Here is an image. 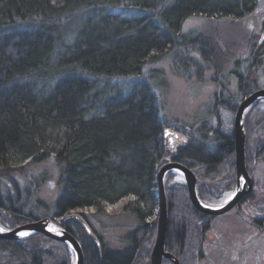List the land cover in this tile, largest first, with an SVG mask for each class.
<instances>
[{
  "label": "trees",
  "instance_id": "obj_1",
  "mask_svg": "<svg viewBox=\"0 0 264 264\" xmlns=\"http://www.w3.org/2000/svg\"><path fill=\"white\" fill-rule=\"evenodd\" d=\"M257 5L258 0H0V169L9 173L54 161L58 193L50 217L77 240L83 264H150L156 176L166 162L180 163L194 174L197 196L206 206L218 205L224 193L235 190L232 124L222 128L218 109L234 116L241 100L258 90L250 76L255 69L264 73V42L250 46L245 67L234 62L235 70L243 68L234 72L235 92L220 78L213 80L220 87L210 109L217 126L201 122L199 137L183 133L185 141L173 149L163 138L168 129L163 103L143 71L175 56L171 69L185 77L196 65L192 54L218 65L221 51L213 41L183 33V24L194 17L240 20ZM153 72L163 76L162 70ZM243 123L245 167L252 178V165L264 166V98L247 108ZM175 177L172 171L164 177V251L179 264H198L212 217L192 207L185 184ZM252 198L250 193L241 203ZM118 204L120 213L137 221L119 249L106 245L86 214L76 213L89 226V235L75 219L59 222L72 212L105 214ZM23 207H13L0 188V227L11 230L39 220ZM258 222L264 225V219ZM73 260L67 244L38 233L0 240V264ZM161 264L172 262L162 259Z\"/></svg>",
  "mask_w": 264,
  "mask_h": 264
},
{
  "label": "rangeland",
  "instance_id": "obj_2",
  "mask_svg": "<svg viewBox=\"0 0 264 264\" xmlns=\"http://www.w3.org/2000/svg\"><path fill=\"white\" fill-rule=\"evenodd\" d=\"M182 32L213 41L221 51L218 65L207 64L192 54L196 65L192 66L187 76L181 77L171 69L170 61L175 57L172 56L171 60L165 57L149 65L143 73L145 78L154 82L148 81L163 103L161 116L166 127L174 131L180 129V135L187 134L196 139L199 137L196 130L201 122H205L209 128L217 126L216 121L210 118V109L213 93L220 92V87L213 80L220 78L230 92H235L237 78L234 72H241L242 67H245L243 61L248 57L250 46L264 42V0H258L255 11L243 19L207 20L194 17L186 20ZM180 58L186 59L184 56ZM236 61H240L242 66L238 70L233 67ZM155 69L162 70L163 76L155 74ZM262 69H255L250 76L258 85L257 89H264ZM216 71L220 75L216 76ZM237 101H240L239 98ZM218 114L223 123L222 128L228 130L233 115L222 108L218 109ZM246 166L251 165L248 163ZM22 167L21 170L14 168L9 173L0 169V188L11 198L13 207L24 205V213L39 219L50 217L58 193V169L54 161L47 159L39 164ZM252 171L253 198L245 201L238 210L232 209L210 219L209 230L201 247L202 259L198 264H264V225L258 222L264 219V166L261 163L252 165ZM175 180L184 183L179 173H176ZM234 191L224 193L216 206L228 201ZM120 208L121 204L108 207L105 214L99 215L94 214L93 210H80L71 214H86L90 227L102 237L106 245L119 249L124 245L127 234L137 226L135 218L120 213Z\"/></svg>",
  "mask_w": 264,
  "mask_h": 264
},
{
  "label": "water",
  "instance_id": "obj_3",
  "mask_svg": "<svg viewBox=\"0 0 264 264\" xmlns=\"http://www.w3.org/2000/svg\"><path fill=\"white\" fill-rule=\"evenodd\" d=\"M264 98V89L253 91L243 98L237 105L232 121V134L234 144V165L236 171V189L233 195L224 204L218 207H210L202 204L196 192V178L194 174L184 165L169 161L163 164L157 171V229L154 244L150 254V264H161L162 259L170 260L173 264H178L175 258L164 251V240L167 230V211L166 198L164 193V177L167 172L173 171L179 173L183 180L191 202L192 207L209 217L223 215L234 207L252 191V181L245 167V133H244V113L249 106L256 100ZM163 138L169 149H173L177 144L182 143L185 139L174 130L164 129ZM69 219L77 220L86 233L91 234L87 224L79 217L78 214H69L59 219L63 223ZM56 218L45 217L36 221L19 225L11 230L0 232V240L18 241L27 236H21L20 233H38L49 239L59 241L68 245L74 256V264H83V255L79 243L68 232L59 229L54 221ZM48 224H53L59 231L60 235L53 234L47 230Z\"/></svg>",
  "mask_w": 264,
  "mask_h": 264
},
{
  "label": "bare ground",
  "instance_id": "obj_4",
  "mask_svg": "<svg viewBox=\"0 0 264 264\" xmlns=\"http://www.w3.org/2000/svg\"><path fill=\"white\" fill-rule=\"evenodd\" d=\"M50 227H54L57 231H50ZM47 230L53 234L60 235V231L53 224H48Z\"/></svg>",
  "mask_w": 264,
  "mask_h": 264
},
{
  "label": "flooded vegetation",
  "instance_id": "obj_5",
  "mask_svg": "<svg viewBox=\"0 0 264 264\" xmlns=\"http://www.w3.org/2000/svg\"><path fill=\"white\" fill-rule=\"evenodd\" d=\"M181 136V135H180ZM167 163V162H166ZM173 172V171H172ZM174 173H177V172H174ZM251 178V177H250ZM251 181H252V185H253V180H252V178H251ZM244 203V202H243ZM243 203H241V201L237 204V206L236 207H234L233 209H239L240 208V206L243 204ZM216 207H218V206H216ZM259 221V220H258ZM80 224V223H79ZM81 225V224H80ZM88 226V225H87ZM89 227V226H88ZM90 229V228H89ZM91 231V230H90ZM88 234V233H87ZM89 235V234H88ZM202 250V249H201ZM172 262V261H171ZM173 264V263H172ZM178 264H179V262H178Z\"/></svg>",
  "mask_w": 264,
  "mask_h": 264
},
{
  "label": "snow or ice",
  "instance_id": "obj_6",
  "mask_svg": "<svg viewBox=\"0 0 264 264\" xmlns=\"http://www.w3.org/2000/svg\"><path fill=\"white\" fill-rule=\"evenodd\" d=\"M50 231H57L54 227H50L49 229ZM0 231H2V229H0ZM29 233H20L21 236H25V235H28Z\"/></svg>",
  "mask_w": 264,
  "mask_h": 264
}]
</instances>
